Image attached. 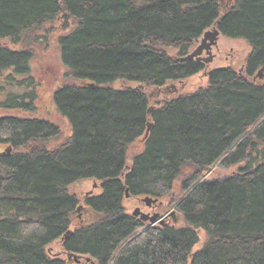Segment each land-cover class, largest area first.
<instances>
[{"label": "trees", "instance_id": "trees-1", "mask_svg": "<svg viewBox=\"0 0 264 264\" xmlns=\"http://www.w3.org/2000/svg\"><path fill=\"white\" fill-rule=\"evenodd\" d=\"M217 1L0 0V107H27L22 90L36 100L31 62L53 25L67 68L54 104L69 126L0 120V144L28 151L0 156V264H62L51 249L72 227L67 251L102 264H264V0L223 21L255 46L247 73L214 69L206 87L161 103L132 152L151 119L146 87L204 69L182 58L216 21ZM218 164L243 166L207 180ZM88 179L100 192L86 201L91 221L75 226ZM126 190L167 196L179 225L140 230Z\"/></svg>", "mask_w": 264, "mask_h": 264}, {"label": "rangeland", "instance_id": "rangeland-1", "mask_svg": "<svg viewBox=\"0 0 264 264\" xmlns=\"http://www.w3.org/2000/svg\"><path fill=\"white\" fill-rule=\"evenodd\" d=\"M57 29L55 26H51L48 31L46 32L47 36L46 39L36 46V53L34 59L31 62V76L35 80V84L37 85V100H36V110L37 112L34 114L40 115H47L49 118H52L61 126L63 123V118L60 116L58 110L55 107L53 95H54V88L57 87L59 84L66 81L65 74L67 68L64 66L61 55L59 44L56 40L57 38ZM196 45V44H195ZM194 45V47H195ZM220 49H213L211 50L212 61L210 63H206L205 70L199 73H196L192 76H189L185 79L180 81H169L166 85L162 87L157 86H149L146 87V92L150 98L151 105H160L166 100H172L180 97L181 95L189 94L195 92L200 87H206L209 81V72L212 69L219 68V67H226L231 66L234 67L236 70H239L241 73H245V64L246 59L250 54V46L247 41L243 39H229V38H222L220 39L219 45ZM193 47V49H194ZM192 49V50H193ZM190 50V51H192ZM175 54L172 50L171 54ZM209 56V54H206ZM242 69V70H240ZM238 71V72H239ZM256 75L258 76L259 70H256ZM260 80L264 79V72L262 73V77L258 76ZM0 91V97L3 98L4 94L7 92L4 90ZM18 114L21 116L28 115L29 113L19 110H8L3 109L0 107V114ZM69 126L67 124L63 125V133L66 131ZM144 140L138 138L135 142L134 148L132 152H136L140 150ZM3 150V146H0V151ZM243 166V165H241ZM239 165L234 166H223L217 165L214 167L213 171H211L208 176L206 177L207 180L213 179H223L225 176L230 175L233 172H236ZM97 182L88 179L83 181L78 186V192L81 194H85L87 192H98L99 188H97ZM176 198H179L183 195V192L180 190L174 192ZM163 199L166 201V212H174V218L172 219L173 224L179 225L178 213L175 210L174 206H169L168 204V197L165 196ZM126 207L128 208L127 211H132V205H129V201L126 200L125 203ZM79 213V212H78ZM181 224V223H180ZM204 239V233H201V242L196 246L195 249H198ZM70 264H75L74 262L70 261Z\"/></svg>", "mask_w": 264, "mask_h": 264}, {"label": "flooded vegetation", "instance_id": "flooded-vegetation-1", "mask_svg": "<svg viewBox=\"0 0 264 264\" xmlns=\"http://www.w3.org/2000/svg\"><path fill=\"white\" fill-rule=\"evenodd\" d=\"M244 0H218L217 1V9H216V21L210 26L208 27L203 33L202 35L197 38L194 42H192V45L189 48V52L194 51L196 48H198V46L201 45L202 40L204 38V34L207 31H211V32H215L218 31L217 34V41L215 44L212 45L211 50L213 49H220L219 42L220 39L222 40V38H229V39H243L245 41H247V43L250 46V52H252L255 48L254 44L252 41H250L247 37L242 36V35H231L228 34L224 31L223 29V21L226 18H229L232 14H235L238 12L242 2ZM196 44V45H195ZM195 45V47H194ZM194 47V49H193ZM193 49V50H192ZM192 50V51H190ZM207 54V49L205 48L203 50V52L198 56V57H194V59L189 60L191 62H196V63H200L203 66V70H205V66L207 65L205 62V59L209 56L206 55ZM247 60V59H246ZM231 68V66H226V67H222V68ZM220 68V67H219ZM234 68V67H232ZM217 69V68H215ZM214 69H212L211 71H213ZM242 70V69H240ZM234 71H239L234 69ZM240 75H245L247 73V69H246V64H245V73H241L240 71L238 72ZM210 75V72H209ZM256 75V73H255ZM256 77V76H255ZM178 81H182V79L178 80ZM26 94H28V92L25 91H21V95L22 97H24L23 100H25V104H27V107H17V108H10V107H1L3 109H8V110H19L20 112L25 111L27 113H29L28 115L25 116H21L18 114H8V113H4V114H0V120L4 121V120H15V121H29V122H33V121H39V120H46L47 122H51L54 124V120L52 118H49L47 115H40L38 114H34L37 112L36 110V100H37V93H33L36 97L35 99H31L30 95H32L31 93H29L28 97L26 96ZM186 95V94H185ZM177 99V98H176ZM53 100H54V95H53ZM168 101V100H166ZM165 102V101H164ZM32 105V106H30ZM159 105H151L150 104V108L148 110V113L151 115V119L148 121L147 126H146V130L144 132V134L141 136V139L144 140V143L150 138L151 136V130L154 127V121L152 118V114L154 112V110L158 107ZM50 123V124H51ZM62 131V130H61ZM65 133V132H64ZM64 133H60L63 134ZM51 139L49 146H53V138H49ZM0 146H3V150L0 151V156L2 158L5 157H10L14 154H20V153H25L28 152L27 148H25L24 145H22L21 147H17L15 145V143L13 141H8L5 140L3 143L0 144ZM5 160H3V163L5 164ZM125 176V173L123 174ZM97 188H99L97 186ZM100 190L98 192H94V194H92L93 192H87L85 194H79V198L81 201V203L78 205V209L75 210L74 214L77 217V224H74L75 226H80L85 224L84 222L86 221V217H88V221H91V215L92 211L89 210L88 205H86V201L88 198L92 197L93 195L99 193ZM128 200L129 201V205H132L133 209L132 211H127V207L124 204L125 201ZM124 203L123 206L126 208V215L136 219L139 223V229L144 230L147 229L149 227L152 226H162V227H166L167 225L172 223V219L174 218V212L170 213V212H166V201L163 199V197H154V196H150V195H146V194H142V193H130L129 190H126L125 192V199H124ZM138 209V211L140 213L138 214H134V212ZM79 212V213H78ZM141 212L149 214L150 216H154V215H158V218L155 222H151L150 220L144 221L141 218ZM89 215V216H87ZM87 223V221H86ZM74 228L72 227V229L65 233L64 236L57 242L58 245L57 246H53L51 250V254L54 257V259H58L60 262H62V264H70L71 262H74L75 264H102L101 260L98 258V256L92 255V254H82V253H77L74 251H67L66 247L64 246V244L69 241L70 237L72 234H74ZM129 242L131 240H128ZM128 242V243H129ZM59 249V250H58Z\"/></svg>", "mask_w": 264, "mask_h": 264}, {"label": "water", "instance_id": "water-1", "mask_svg": "<svg viewBox=\"0 0 264 264\" xmlns=\"http://www.w3.org/2000/svg\"><path fill=\"white\" fill-rule=\"evenodd\" d=\"M217 34H218V31H215V32L207 31V32H205L201 45L198 46V48H196L191 53L187 54L184 57V59L192 60V59H194V57H198L203 52V50L206 48L207 54H209V57H207L205 59V62L210 63L212 61L211 47L217 41ZM262 73H263V69H260L258 76L262 77ZM138 213H140V212L137 209L134 212V214H138ZM141 218L144 221L150 220L151 222H155L158 218V215L150 216L149 214L141 212Z\"/></svg>", "mask_w": 264, "mask_h": 264}]
</instances>
